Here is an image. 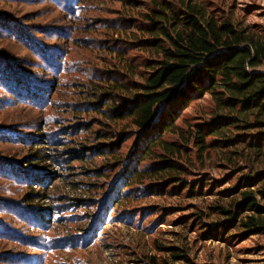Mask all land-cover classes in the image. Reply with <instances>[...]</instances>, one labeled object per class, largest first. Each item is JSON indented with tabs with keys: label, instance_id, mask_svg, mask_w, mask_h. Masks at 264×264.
<instances>
[{
	"label": "rangeland",
	"instance_id": "374dc122",
	"mask_svg": "<svg viewBox=\"0 0 264 264\" xmlns=\"http://www.w3.org/2000/svg\"><path fill=\"white\" fill-rule=\"evenodd\" d=\"M194 1L264 29V0ZM149 8L148 0H0V264H144L152 257L165 264L161 248L169 246L188 249L193 264H264V236L204 242L196 227L185 228L190 205H203L163 194V186L127 204L108 200L125 193L119 187L122 166L139 141L128 123L112 125L102 116L78 113L91 97L82 85L116 69L110 64L115 56L96 47L105 46L108 29L143 24ZM130 11L137 17L128 18ZM120 38L106 46L126 50L122 59L150 57L137 50L132 35ZM209 104L207 96L192 102L179 124L207 113ZM79 129L88 138L74 137ZM103 131L123 162L118 166L114 156H100L105 145L95 139ZM83 146L101 149L86 162L65 152ZM202 173L199 179L205 173L228 179L221 171ZM133 189L134 196L142 192ZM33 193L39 197L28 203Z\"/></svg>",
	"mask_w": 264,
	"mask_h": 264
},
{
	"label": "trees",
	"instance_id": "16d2710c",
	"mask_svg": "<svg viewBox=\"0 0 264 264\" xmlns=\"http://www.w3.org/2000/svg\"><path fill=\"white\" fill-rule=\"evenodd\" d=\"M148 1L143 24L139 21L124 30L112 26L105 46H96L115 56L110 64L115 62L116 69L82 85L90 91L91 101L84 100L78 113L102 116L112 125L128 123L139 141L129 161L121 165L119 187L125 193L110 195L108 200L127 204L163 186V194L203 205H190L192 219L185 222V228L191 226L194 232L196 227L204 242L264 236V29L243 26L194 0ZM128 14V18L137 17L132 11ZM130 35L138 39L137 50L150 57L130 63L122 59L126 50L106 46ZM112 76H120L123 82ZM205 96L210 103L207 113L180 125V115L189 104ZM80 130L74 137H87L78 135ZM108 134L98 133L95 141L105 145L100 156H114L118 166L123 162L111 151L112 142H105ZM96 148L65 152L75 161L86 162L101 149ZM31 158L40 160L36 155ZM145 162L150 165L139 166ZM214 170L228 179L210 178L207 173L199 179L202 171ZM92 174L97 172L92 170ZM99 175L104 176L103 172ZM133 185L142 192L134 196ZM38 197L29 195L28 203ZM208 198L213 200L206 203ZM161 250L168 256L165 264H193L188 249L169 246ZM144 264H157V259Z\"/></svg>",
	"mask_w": 264,
	"mask_h": 264
}]
</instances>
